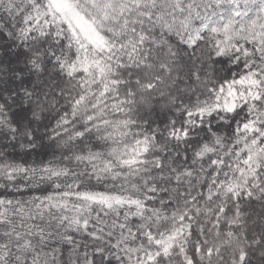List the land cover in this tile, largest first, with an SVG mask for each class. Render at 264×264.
I'll return each mask as SVG.
<instances>
[{"label":"snow or ice","instance_id":"snow-or-ice-1","mask_svg":"<svg viewBox=\"0 0 264 264\" xmlns=\"http://www.w3.org/2000/svg\"><path fill=\"white\" fill-rule=\"evenodd\" d=\"M0 264H264V0H0Z\"/></svg>","mask_w":264,"mask_h":264}]
</instances>
